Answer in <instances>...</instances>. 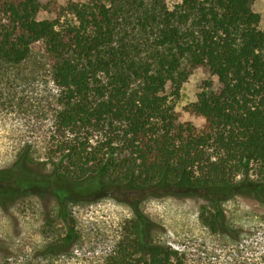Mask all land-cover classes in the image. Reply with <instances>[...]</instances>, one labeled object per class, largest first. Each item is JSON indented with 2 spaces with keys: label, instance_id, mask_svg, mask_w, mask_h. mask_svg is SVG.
I'll use <instances>...</instances> for the list:
<instances>
[{
  "label": "trees",
  "instance_id": "16d2710c",
  "mask_svg": "<svg viewBox=\"0 0 264 264\" xmlns=\"http://www.w3.org/2000/svg\"><path fill=\"white\" fill-rule=\"evenodd\" d=\"M253 1L71 3L77 23L63 29L37 18L41 0H0V63L22 64L43 42L61 90L59 130L75 134L64 142L73 171H40L28 149L0 171L3 209L32 195L58 203L68 230L46 255L76 240L67 204L102 192L138 197L128 202L134 218L105 264H185L178 250L152 242L156 225L140 208L147 197L203 199L211 208L204 223L213 232L225 225L223 201L264 203V29ZM194 69L219 83L213 90L208 82L185 108L204 119L201 129L178 121L167 94L170 83L177 99ZM83 129L104 140L93 147L77 136Z\"/></svg>",
  "mask_w": 264,
  "mask_h": 264
},
{
  "label": "rangeland",
  "instance_id": "374dc122",
  "mask_svg": "<svg viewBox=\"0 0 264 264\" xmlns=\"http://www.w3.org/2000/svg\"><path fill=\"white\" fill-rule=\"evenodd\" d=\"M41 1L43 10L37 18L57 20L63 29L77 23L69 4H110L109 0ZM252 8L261 17L259 28L264 29V0H254ZM46 49L43 42L36 43L24 63H0V171L12 167L24 149L29 150L30 160L40 165V171L50 174L59 166L64 173L73 171V164L67 160L68 150H64L69 146L64 142L75 134L59 130L61 90L53 80ZM208 82L213 90L218 89L216 76L204 69L192 70L177 99L171 96L173 89L168 84L167 94L175 100L180 123L203 127L204 119L185 108L197 100ZM77 136L83 141L89 137L93 147L104 140L101 133L85 129ZM249 177L256 179L252 171ZM118 193L102 192L67 204L76 240L59 255L44 253L68 230L53 197H21L7 210L0 205V264H105L134 218L128 202L138 199L135 195L117 196ZM140 208L156 225L152 242L178 250L185 264H264V203L256 199L235 196L223 201L225 225L221 232H213L204 223L203 214L208 217L211 208L200 198L151 196L141 202Z\"/></svg>",
  "mask_w": 264,
  "mask_h": 264
}]
</instances>
